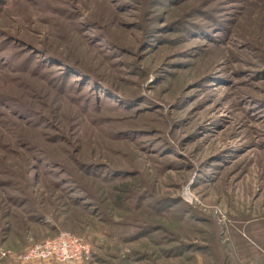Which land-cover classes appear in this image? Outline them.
<instances>
[{
    "label": "rangeland",
    "instance_id": "obj_1",
    "mask_svg": "<svg viewBox=\"0 0 264 264\" xmlns=\"http://www.w3.org/2000/svg\"><path fill=\"white\" fill-rule=\"evenodd\" d=\"M264 264V0H0V264Z\"/></svg>",
    "mask_w": 264,
    "mask_h": 264
},
{
    "label": "built area",
    "instance_id": "obj_2",
    "mask_svg": "<svg viewBox=\"0 0 264 264\" xmlns=\"http://www.w3.org/2000/svg\"><path fill=\"white\" fill-rule=\"evenodd\" d=\"M90 245L81 237L68 232L34 244L18 256L19 260H55L61 263L76 264L88 258ZM255 264V263H251Z\"/></svg>",
    "mask_w": 264,
    "mask_h": 264
}]
</instances>
